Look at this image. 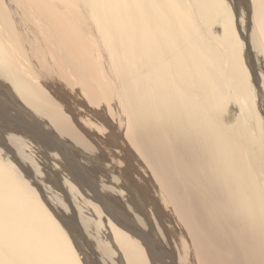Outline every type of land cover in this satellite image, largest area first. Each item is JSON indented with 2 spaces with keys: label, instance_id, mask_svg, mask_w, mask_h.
Segmentation results:
<instances>
[{
  "label": "bare ground",
  "instance_id": "obj_1",
  "mask_svg": "<svg viewBox=\"0 0 264 264\" xmlns=\"http://www.w3.org/2000/svg\"><path fill=\"white\" fill-rule=\"evenodd\" d=\"M261 68L264 0H0V264H264Z\"/></svg>",
  "mask_w": 264,
  "mask_h": 264
},
{
  "label": "rangeland",
  "instance_id": "obj_2",
  "mask_svg": "<svg viewBox=\"0 0 264 264\" xmlns=\"http://www.w3.org/2000/svg\"><path fill=\"white\" fill-rule=\"evenodd\" d=\"M225 1V3L227 2V0H224ZM227 6V5H226ZM249 30H250V28H249ZM212 31H213V34L214 35H216V34H219V35H221V26H220V23H219V21H215L214 23H213V27H212ZM249 34V37H250V33H248ZM243 40H244V38H242ZM248 40H249V38H248ZM250 42L253 44V42H252V40H251V37H250V40H249V42H248V47H245L246 48V51H248V52H246V56L248 57L247 58V61H245L244 60V62H245V65L248 67L250 64H251V62H255V57L254 58H252V61H251V57H250V55H256L258 52L256 51V53H255V51H254V49H253V45L252 44H250ZM246 45V46H247ZM251 45L253 46L252 48H250L251 47ZM253 49V54H251L249 51H251ZM243 52H245V51H243ZM241 56H242V54H241ZM245 56V57H246ZM259 56H260V54H259ZM261 57V56H260ZM250 58V59H249ZM262 58V57H261ZM250 60V61H249ZM249 61V63L247 64V62ZM258 65H259V63H258ZM260 66V65H259ZM249 72H251V69L249 68V69H247ZM260 71H262V72H260ZM264 70L261 68V70H259V72H258V75H257V73H254V79L250 76L249 77V79L251 78L252 79V83H253V87L256 89V86H257V84L255 83L256 82V79H257V81L258 82H260V84H261V86H263V91H264ZM258 77H257V76ZM260 77V78H259ZM259 78V79H258ZM254 85H256V86H254ZM236 100V97H234L232 100H231V103L229 104V105H227L228 107H227V109H228V113L227 114H230V115H232V114H234V113H236L235 111H234V109L232 108L233 106H231L233 103H234V101ZM232 109V110H231ZM264 119V118H263ZM263 124H264V122H263ZM263 129H264V125H263ZM47 171L50 173V174H52V175H56L57 174V170L56 169H53V170H50V169H47ZM67 217H72V219L70 220V218H68L69 219V221L71 222V223H73V221L74 222H76V220H78V219H76L75 217H76V215H75V217L74 216H72L71 215V212H70V210L69 211H67ZM81 229H83L82 227H81ZM80 231V230H79ZM111 253H112V255H113V252L111 251Z\"/></svg>",
  "mask_w": 264,
  "mask_h": 264
}]
</instances>
